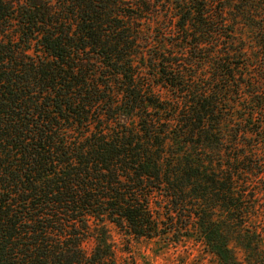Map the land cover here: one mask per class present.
I'll return each mask as SVG.
<instances>
[{"label": "trees", "instance_id": "1", "mask_svg": "<svg viewBox=\"0 0 264 264\" xmlns=\"http://www.w3.org/2000/svg\"><path fill=\"white\" fill-rule=\"evenodd\" d=\"M109 225L264 257V0H0V264Z\"/></svg>", "mask_w": 264, "mask_h": 264}, {"label": "rangeland", "instance_id": "2", "mask_svg": "<svg viewBox=\"0 0 264 264\" xmlns=\"http://www.w3.org/2000/svg\"><path fill=\"white\" fill-rule=\"evenodd\" d=\"M118 264H221L195 235L169 232L157 238L136 237L109 225ZM93 242L86 243L91 248ZM243 257V252H239ZM264 264V257L258 259Z\"/></svg>", "mask_w": 264, "mask_h": 264}]
</instances>
